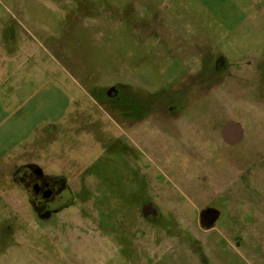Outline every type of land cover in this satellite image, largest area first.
I'll return each instance as SVG.
<instances>
[{"label":"rangeland","instance_id":"374dc122","mask_svg":"<svg viewBox=\"0 0 264 264\" xmlns=\"http://www.w3.org/2000/svg\"><path fill=\"white\" fill-rule=\"evenodd\" d=\"M202 52L239 61L230 83L185 89ZM244 61L264 71V0H0V264H264V90L238 87ZM167 87L212 137L134 125ZM228 119L241 143L220 138ZM23 158L67 173L77 200L31 214L6 176Z\"/></svg>","mask_w":264,"mask_h":264},{"label":"flooded vegetation","instance_id":"af4514ba","mask_svg":"<svg viewBox=\"0 0 264 264\" xmlns=\"http://www.w3.org/2000/svg\"><path fill=\"white\" fill-rule=\"evenodd\" d=\"M199 57V63H201V65L197 68V70H195V68L192 66L191 71L184 72L185 74L183 75V78H187L188 80H190V83H188L185 87V89L188 91L197 88L201 93H209L208 91L212 88V85H216L218 83L222 84L223 81L225 83H230L225 79L231 78L233 74L231 70L232 68L234 69L240 66L238 64L239 61L229 62L225 57L219 54L210 56L207 55L206 52H202ZM244 62L245 66L249 68V76L247 77V79H245V81H241V84H239L238 87L241 89H251L250 94L254 92L256 93L251 96V98L259 99L262 95L261 91L264 90V71H262V69H260V67L256 65L255 62H252V64L247 61ZM179 94V88H176V90H172L171 87H167L166 90H162V92L159 93V97L157 98V100L154 99L156 100L155 103H153L155 104V106L152 107L151 103H147L148 105L145 106L147 114H142L139 121L134 123V125L138 124L139 122L141 123L149 121L150 125L155 127L154 130H156L158 133V139L159 136H161L164 139H167L168 142H181L180 140L183 133L182 131H184V127L190 128V131L188 130V132H186L189 137H192L191 135L195 133L193 130L196 128H200L199 130H201V128H207L208 130L205 132V134H207V137H212V129H209V127H212V117L210 115L204 114L199 118L197 117L198 119H200V121H198V124H196V120L198 119H196L195 115L177 114V112L175 111V107L178 103L171 104V102H169L168 100L173 101L174 103L177 102V100H179ZM107 95L109 98H113L116 96V92L115 90H109L107 92ZM159 99H161V101ZM152 108L154 111H151ZM229 120L231 119L225 120L223 123L218 125V133L224 144H230L225 141L224 135L222 133L223 124ZM240 127L241 138L238 142L233 144L241 143L243 139L241 124ZM199 133V135L202 136L201 131H199ZM138 135L141 138H144L145 136L141 133H138ZM127 137L128 138H125V140L122 142V147L124 149L122 153L119 154V156H123L126 154L131 156L130 152L132 151V149L135 150L136 147H138L135 146L136 144H133V142L131 141V136L129 134H127ZM127 166L128 164H123V167L125 169H128L130 164L128 167ZM7 170L8 171L6 173V176H8L11 179L12 183L18 187L19 192L25 198L30 213L36 216L38 219L44 217L50 219L52 217H55L58 213L66 209L75 200H77L76 195L78 194L71 189L68 183L67 173L59 174L46 172L41 166L34 162L26 160V158L21 159L19 162H11ZM62 171L64 172L63 169ZM104 177L105 176H102V179L98 180L100 182L101 180L104 182L108 181V183L111 181L109 178ZM124 177V179H126L128 183L131 181H133L134 183L135 181L129 179L127 175H125ZM130 192L131 190L127 191L125 195L128 196ZM145 205H151L150 208H155L151 203H145L143 206ZM147 215H150L152 217L156 216V214L153 215L151 213H148ZM217 215V211L209 207L201 208L198 211V219L206 229H210L213 227Z\"/></svg>","mask_w":264,"mask_h":264},{"label":"water","instance_id":"95a60500","mask_svg":"<svg viewBox=\"0 0 264 264\" xmlns=\"http://www.w3.org/2000/svg\"><path fill=\"white\" fill-rule=\"evenodd\" d=\"M222 133L224 135V139L226 142H228L230 144L236 143L241 138L240 124L238 122L233 121V120H229L223 124ZM150 206L145 205L142 207V211H143L144 215H147L148 213L155 215L157 213L155 208H153V207L150 208Z\"/></svg>","mask_w":264,"mask_h":264}]
</instances>
